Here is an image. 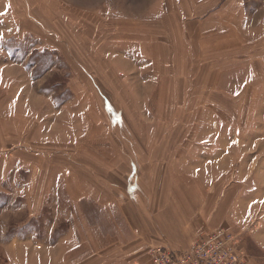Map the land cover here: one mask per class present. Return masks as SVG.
Masks as SVG:
<instances>
[{"label": "rangeland", "instance_id": "obj_1", "mask_svg": "<svg viewBox=\"0 0 264 264\" xmlns=\"http://www.w3.org/2000/svg\"><path fill=\"white\" fill-rule=\"evenodd\" d=\"M56 2V8H43L49 17L59 13V2L74 10L77 20L83 18L85 10L96 11L99 28L93 26L92 33L85 32V28L78 34L80 38L102 35L103 40L111 42L108 47L123 41L124 50L130 45L141 55L149 56L151 66L155 65L162 76L159 83L153 82L156 85H141L139 70L147 65L136 63L134 55L130 57L124 50L121 60L130 66L128 78L115 71H103L98 58L92 57L87 70L102 72L112 96L104 93L131 126L129 136L126 130L123 134L111 127L104 113L103 97L95 89L100 87V76L94 75L95 84L79 58H75L71 77V64L66 59L37 55L31 43L36 40L34 37L7 39L5 36L11 33L2 32L0 27V42L7 39L0 48L8 60L0 62V81L10 83L0 88V128L6 129L11 139L7 144L0 143V148H5L0 154H10L5 158L15 175L16 169L23 168L27 178H31L29 183L30 178L27 182L16 177L13 180L22 183L19 187L12 184L9 192H0V264H127L139 257L129 253L134 237L123 231L120 220L127 217L130 223H138L139 214L146 213L145 201L141 206L130 202L128 186L131 181L142 182L146 166L152 165L164 173L159 178L162 183L175 167L172 179L184 191L186 187L191 190L195 178L182 176L177 169H206L205 165L213 167L218 162L221 173L211 183L213 189H204V196L209 195L212 201V193L217 192L225 211L230 207L233 210L234 205L239 215L235 221L240 226L229 227L224 216L226 219L218 221V228L198 231L194 238L227 228L242 235V240L246 235L247 242L257 219L264 216V0ZM105 17L110 22L105 23ZM34 25L28 23V29L36 38H43L48 44L59 41L55 46L65 50L60 40L66 38V33L39 32ZM77 27L76 31L82 30ZM5 48L11 51L12 58L6 55ZM69 87L76 93L75 98L68 95ZM174 88H178V96L170 105ZM44 92H54L59 103L72 102L53 106L52 97H44ZM214 102L215 110L205 106ZM184 104L190 106L188 110ZM15 107L18 115L26 116L24 128L17 123L21 118L10 119L9 113ZM161 119L166 126L159 124ZM215 136H220L219 144L212 146ZM130 137H135L134 143ZM155 137L170 140L158 142ZM155 146L172 159L148 163L146 154ZM215 151L219 153L213 155ZM40 152L44 154L39 156ZM200 152L210 156L191 159V153ZM137 155L144 157V167L140 175H133L132 157ZM61 167L81 174L80 191L72 190L70 184L68 190L63 187L64 191H57L59 185L54 182L61 172L54 176L52 169ZM150 182L147 187L151 188ZM162 183L153 186L156 196ZM211 184L205 183L208 187ZM158 210L152 205L151 213ZM245 216L257 219L245 223ZM101 217L106 220L104 223ZM116 222L120 224L115 227L112 223ZM151 222L155 225L153 218ZM261 226L264 233V225ZM155 245H148L141 255ZM242 245L245 249L244 241ZM246 254L248 264L258 263L254 256L247 251ZM260 263H264V258Z\"/></svg>", "mask_w": 264, "mask_h": 264}, {"label": "crops", "instance_id": "obj_2", "mask_svg": "<svg viewBox=\"0 0 264 264\" xmlns=\"http://www.w3.org/2000/svg\"><path fill=\"white\" fill-rule=\"evenodd\" d=\"M48 1H52L51 4L48 3ZM58 0H0V27L2 28V32H10V36H5L7 39H12L15 37H23V36H29L31 39L34 37L36 40L31 42L34 43V50L36 51L37 55H45V54H52L55 57H62L61 59H66L67 64H71V67L68 68V70H71V77H73V65L75 63V58H79V61L82 62L83 67L85 71L88 69V67L92 64V57L98 58V62H100V65L102 67V70L108 73H115L126 77L128 74H130L129 64L123 60H121V56L125 52H127L128 56H133L135 58V62L139 64H146L147 67H142L141 70H139V76L138 79L140 81V84L145 85H156V83H159V79L161 78L162 74L157 71V68L154 66H151V59L149 56H147L145 53L141 55V51L133 48L132 46L126 47L127 49L124 50L125 46H123V41H116L113 42V45L108 47L111 42H108V40H103L104 36L100 35H92L90 34L88 38L83 40L84 38H80L78 34H80L85 28V32L92 33L94 28H99L100 25L96 24V21L99 19L97 18L98 13L95 11L94 13H91L90 10H85V13H81L83 15V18L80 20H77V18L74 16V10L67 9L62 6L61 2L58 4L59 13L56 15H53L52 17H49L47 14V11H44L43 8L50 9L51 7L57 5ZM61 5V6H60ZM57 6H55L56 8ZM70 7V6H69ZM84 8V7H83ZM92 9V8H91ZM106 18V17H105ZM79 21V22H78ZM110 22L108 18H106L105 23ZM34 23L36 30L39 32H60V33H66V38H62L63 40H60L65 45V50L60 48L59 46H55V44H59V41H54L51 44H48L46 40H43V38L38 39L35 37V35L32 34V30L28 29V23ZM78 23V24H77ZM81 26L82 30L76 31L77 26ZM78 28V27H77ZM90 30H89V29ZM93 28V29H92ZM106 30H108L106 28ZM88 35V34H86ZM4 38L1 40L0 44L3 46L2 42L4 40H7ZM77 39L82 40L81 43L77 41ZM105 41V42H102ZM146 46V45H144ZM143 46V47H144ZM67 47V48H66ZM143 47H140V49H144ZM110 49V52H109ZM124 50V51H123ZM122 51V53H121ZM6 55L8 54L10 58H12L11 51L7 50L5 48ZM43 55V56H44ZM123 55V56H124ZM125 57V56H124ZM8 61L5 58V54L3 53V50L0 48V62H6ZM131 62V61H129ZM12 64V63H11ZM19 65L18 63H16ZM130 64H134L133 61ZM24 65V64H23ZM37 65V64H36ZM149 65V66H148ZM25 66V65H24ZM18 67V66H16ZM23 68V66H21ZM100 67V68H101ZM26 71H29L27 67H25ZM95 70V69H94ZM88 71V70H87ZM33 72V69H32ZM89 72V71H88ZM90 75H88L92 80L95 78V76L99 77L101 79V82L99 84L100 87H96L95 83V89L99 91L101 96L103 97V109L104 113L106 114L107 118L109 119V123L112 128L117 127V129L125 134V130L127 131V134L130 136V133L132 132L131 126L127 123V120L124 117V114L122 112H119L115 105L111 102L109 97L105 95L104 91L108 92V96H112L111 91L108 90L106 83L104 82V77L102 75V72H99L98 70L90 71ZM101 73V75H100ZM31 76L34 73H29ZM95 75V76H94ZM109 75V74H108ZM93 76V77H92ZM189 76V77H188ZM4 77V76H3ZM69 77V76H68ZM70 77V78H71ZM156 77V81H154V78ZM170 77H174V79H179L177 75H170ZM188 79H190V75H187ZM128 78V76H127ZM106 80V78H105ZM156 82V83H153ZM162 83H163V77H162ZM3 84L5 87H8L10 84L9 81H0V88H2ZM105 89V90H104ZM137 90H139V85L136 87V95ZM187 91V89H186ZM69 96L73 95L74 98L76 93H74V90L69 87L68 89ZM45 97H52L51 102L53 106H56L57 103L59 105L64 104L59 103L54 97V92L51 94L42 93ZM178 96V88H174V91L172 90L170 93V105H173ZM73 98V100H74ZM70 99V98H69ZM17 100L16 102H18ZM71 100H67V102L64 105H67L71 103ZM166 103L168 104L167 100ZM63 105V106H64ZM217 103L214 102L212 105H205L208 107V109L215 110ZM189 105L187 106L184 104V109L188 110ZM18 107H15V109L12 110L11 114L9 113L10 119H14L18 121V118H21L22 121H18L22 127H26V123L24 122L23 118L26 116L24 115H18ZM21 122V123H20ZM28 123V121H27ZM159 124H163L166 126V124L163 123V119H161V122ZM2 129V131H1ZM217 134L219 132H216ZM9 132L4 129L3 127L0 128V143L1 144H7L11 141V139L8 137ZM220 136H215V141L212 143L219 144ZM132 143L136 140L135 137L131 138ZM155 141L159 140L158 142H161L164 138L158 137L156 140V137L154 138ZM229 139V138H227ZM166 141L170 140V137H165ZM157 144V142H156ZM219 146V145H218ZM221 148V147H220ZM5 148H0V153ZM157 146L153 147L151 151H149L145 156L146 160H149L148 163H152V160H159L162 159H172L171 155L166 157L165 152H158ZM9 149H6L8 151ZM228 152V151H226ZM219 153V151H215L212 153L213 155H216ZM39 156L43 155L44 152L38 153ZM10 156L8 152H3L0 154V192H9L11 189L12 184H16V187L20 186L22 183L17 184L14 180L16 177H20L23 181L29 180L28 173L23 168L16 169V175L14 173L13 167H10V162L6 161L5 156ZM53 155V154H52ZM141 155L133 156L132 160L134 161L132 163L133 168V175L138 173L140 175V172L143 171L144 163H141V160H144V157H139ZM191 159L198 160L202 159L203 156H210L207 153H191L190 154ZM174 158V157H173ZM213 164V167H209L210 164H207L208 168L206 169H193V170H178L177 173H180L182 176L186 175L187 177L195 178V181H193V187L191 190L186 187V189L183 191L181 189H178L176 186V182L172 179V174L175 171V167H172V171L167 174L169 176L168 180H165L163 183L160 182L159 178L161 177V174H164L160 171V167L156 165L152 166H146L147 172L143 174L144 178H142V182L140 179H138L137 182L131 181L128 186V196L129 200L133 205L141 206L142 201L146 202L148 204V208L146 210V213L141 212L139 215L141 216V220L137 222H133L127 219V217L123 218V220H120L122 222L121 226L123 228V231L127 233H131L132 237V244L129 248V253H132L131 255L136 256L140 255L137 258H134L131 262L127 264H143L146 263L149 260V253L142 254L144 251H146V248L148 245L156 244L155 246H169L174 251H187L191 248L193 244V240L195 237V233L198 231H211L216 228H218V221L220 219L224 220L227 217L228 225L229 227L233 226H240L237 221V213L234 211L236 208L234 205H232L233 210L228 208L225 211V204L224 206L219 203V195L217 192H213L212 195H214V198H212V201L210 199V196H204V189L207 191V188H214V184H211L212 182H215V176L221 173V168L219 167V163ZM141 166V167H140ZM140 167V168H139ZM215 169V170H214ZM137 171V172H136ZM58 172H61V174L58 175L57 179L54 183H57L58 188L57 191H64L62 188L68 190V184L72 186V190L74 191H80L79 188V179L81 174L78 173L76 170L69 168V167H61L59 169H52V174L55 176ZM34 176V175H33ZM32 176V177H33ZM195 176V177H194ZM212 176V178H211ZM3 177V178H1ZM14 179V180H13ZM89 182L88 179L85 178ZM151 181V182H150ZM31 182V178L29 183ZM151 184V188L147 187ZM161 190L159 191V194L157 196L154 194V188L155 185H161ZM205 183H210V187L206 186ZM69 185V186H70ZM173 185V186H172ZM13 187V186H12ZM212 192V191H211ZM208 193V192H207ZM9 194V193H8ZM156 196V199H155ZM218 200V202H217ZM154 205L155 207H158L159 210L156 213H151V207ZM216 208L219 210L216 212ZM213 209V210H212ZM236 210V209H235ZM143 213L145 215H143ZM148 213V214H147ZM107 214V213H106ZM149 216V217H148ZM225 216V217H224ZM108 218V217H107ZM152 218L155 222V225H153ZM132 219V218H131ZM214 219V220H213ZM255 219L250 217L246 219L245 216V223L246 221H249V223H252ZM101 222L104 223L106 220L101 217ZM223 220V221H224ZM233 220V221H232ZM257 225L252 228V231L248 233V236H250V239L247 242L244 240V248L247 253L254 256L258 263L255 264H264L260 263V260L264 258V233L260 231L262 229L261 225H264V216L261 215L257 219ZM210 222V223H208ZM234 222L235 225L232 224ZM152 223V224H151ZM113 225H119L116 223H112ZM261 226V227H260ZM231 227V228H232ZM254 254H253V253ZM262 257V258H261Z\"/></svg>", "mask_w": 264, "mask_h": 264}, {"label": "built area", "instance_id": "obj_3", "mask_svg": "<svg viewBox=\"0 0 264 264\" xmlns=\"http://www.w3.org/2000/svg\"><path fill=\"white\" fill-rule=\"evenodd\" d=\"M242 244V235L221 228L194 238L187 251H174L169 246L153 247L145 264H248L249 257Z\"/></svg>", "mask_w": 264, "mask_h": 264}]
</instances>
